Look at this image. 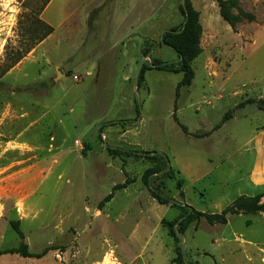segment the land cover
Here are the masks:
<instances>
[{
    "label": "rangeland",
    "instance_id": "rangeland-1",
    "mask_svg": "<svg viewBox=\"0 0 264 264\" xmlns=\"http://www.w3.org/2000/svg\"><path fill=\"white\" fill-rule=\"evenodd\" d=\"M61 1L39 10L43 0H0V64L36 19L52 27L0 82V249L24 242L42 255L0 264H171L176 246L185 264H264V209L229 214V224L200 217L174 239L161 220L180 211L141 181L159 168L154 190L207 213L246 191L264 131V0H239L255 19L235 30L215 0H191L202 50L182 86L161 36L181 26L184 0Z\"/></svg>",
    "mask_w": 264,
    "mask_h": 264
},
{
    "label": "trees",
    "instance_id": "trees-1",
    "mask_svg": "<svg viewBox=\"0 0 264 264\" xmlns=\"http://www.w3.org/2000/svg\"><path fill=\"white\" fill-rule=\"evenodd\" d=\"M50 0H43L41 7L42 9ZM218 6L219 16L224 22H226L232 30L236 29L237 24L247 21L251 22L255 19L252 12L243 11L239 6V0H215ZM180 11L183 15V22L180 27L170 29L161 36L162 44L170 47L178 58L177 65L178 69L176 72L182 73V79L178 83V86L189 85L193 76L194 71L191 66V62L196 58L202 48L200 46V39L202 34V27L199 22V14L193 8L191 0H184L180 5ZM32 24V31L27 37L28 42L26 45L18 50H14L5 58L4 62L0 64V82L3 76L12 68L18 61H20L31 48L41 40H43L48 34L51 33L52 27L46 25L39 19L34 21ZM158 69L166 70L173 66V64L154 63ZM143 67V66H142ZM140 68L138 81L142 80L143 69ZM260 103L264 105V100H260ZM183 131L186 128L181 125ZM107 151L111 155L116 154H130V151L114 149L107 146ZM159 171V168H148L146 169L141 177V181L148 188L150 195L156 199L159 204H169L171 207H175L180 211L179 216L173 221L161 220V224L166 227L168 236L177 239L185 233L190 223L198 220L200 217H204L209 223L225 224L227 222V216L229 214L238 212H258L264 209V203H260V194L255 196H238L229 205L224 207L220 212L207 213L194 209L192 206L164 197L156 190H154L148 183V177ZM168 178L172 177V173L167 174ZM182 179H178V184ZM127 181L122 184H115L113 190H117L121 187L126 186ZM113 197V192L107 194L100 202V207L108 202ZM10 225L14 232L22 239L23 233L18 227V221H10ZM175 256L171 260V264H185L182 259V253L180 247L174 248ZM5 254H18L22 257L35 256L39 257L41 254H32L28 251L27 244L21 242L17 247H11L6 249H0V256Z\"/></svg>",
    "mask_w": 264,
    "mask_h": 264
},
{
    "label": "crops",
    "instance_id": "crops-1",
    "mask_svg": "<svg viewBox=\"0 0 264 264\" xmlns=\"http://www.w3.org/2000/svg\"><path fill=\"white\" fill-rule=\"evenodd\" d=\"M61 2L63 3V0ZM259 137H261V138H258L254 141V149H255L254 155H255V157H254V160L252 162V166H251V168L249 170V174H248V177H249L248 188L246 189V191L240 192L238 196H241V195L253 196V195L258 193L261 195L260 203H264V131L260 132ZM32 168L27 170L26 178L24 180H22L23 186H26V188H28L29 191H32L36 186H38V185H35L36 182L33 180V174L29 173L30 171L34 170ZM180 192L184 193V191L182 189ZM32 194L33 193H31V195ZM27 197H29V196H27ZM180 203L182 205L187 204L184 201H182ZM161 205H163L165 207L164 204H161ZM169 207H171V206H169ZM159 208H163V207H159ZM223 208H221V210ZM241 214L242 213H239V214H237V216H240ZM229 222H230V220L228 218L227 224H229ZM232 233H235V232L233 231ZM249 243H251V242H249ZM252 244H254V242H252Z\"/></svg>",
    "mask_w": 264,
    "mask_h": 264
},
{
    "label": "water",
    "instance_id": "water-1",
    "mask_svg": "<svg viewBox=\"0 0 264 264\" xmlns=\"http://www.w3.org/2000/svg\"><path fill=\"white\" fill-rule=\"evenodd\" d=\"M60 74H61V72L58 70L55 77H57V75H60Z\"/></svg>",
    "mask_w": 264,
    "mask_h": 264
},
{
    "label": "built area",
    "instance_id": "built-area-1",
    "mask_svg": "<svg viewBox=\"0 0 264 264\" xmlns=\"http://www.w3.org/2000/svg\"><path fill=\"white\" fill-rule=\"evenodd\" d=\"M75 79H77V77H74ZM75 144L78 145V141H75Z\"/></svg>",
    "mask_w": 264,
    "mask_h": 264
},
{
    "label": "bare ground",
    "instance_id": "bare-ground-1",
    "mask_svg": "<svg viewBox=\"0 0 264 264\" xmlns=\"http://www.w3.org/2000/svg\"><path fill=\"white\" fill-rule=\"evenodd\" d=\"M109 257H110V256H109ZM109 257H108V258H109Z\"/></svg>",
    "mask_w": 264,
    "mask_h": 264
}]
</instances>
